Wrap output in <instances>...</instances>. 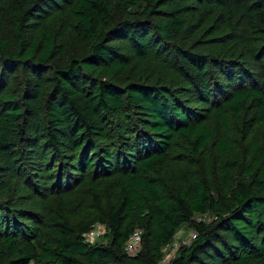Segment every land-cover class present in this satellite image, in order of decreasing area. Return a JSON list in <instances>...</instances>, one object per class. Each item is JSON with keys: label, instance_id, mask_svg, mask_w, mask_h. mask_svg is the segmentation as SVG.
Returning a JSON list of instances; mask_svg holds the SVG:
<instances>
[{"label": "trees", "instance_id": "obj_1", "mask_svg": "<svg viewBox=\"0 0 264 264\" xmlns=\"http://www.w3.org/2000/svg\"><path fill=\"white\" fill-rule=\"evenodd\" d=\"M195 8V19L215 8L245 30L264 24V0H0V264H264V142L250 128L238 147L228 136L251 103L264 119V41L251 47L255 84L210 104L216 126L190 120L156 81L118 82L129 58L114 40L142 60L150 37L208 96L210 56L179 43ZM131 108L146 115L144 138L107 126ZM21 190L37 213L12 206ZM181 225L194 235L162 263Z\"/></svg>", "mask_w": 264, "mask_h": 264}, {"label": "rangeland", "instance_id": "obj_2", "mask_svg": "<svg viewBox=\"0 0 264 264\" xmlns=\"http://www.w3.org/2000/svg\"><path fill=\"white\" fill-rule=\"evenodd\" d=\"M201 4L202 2H200ZM197 9L199 8L188 12L180 33L179 43L185 48L199 50L210 56L211 73H209L208 81L211 89L208 96L204 97L205 93L196 92V87L179 65L172 50L150 37H146L149 50L147 56L142 60L130 57L129 47L124 38L118 37L114 40V43L120 50L125 51L129 58L127 70L118 77V82L123 84L126 81L137 79L146 83L156 81L166 88L169 96L179 104L190 120L201 118L216 126V119L214 112L210 109V104L217 103V100L223 98L230 89L252 85L256 82L255 60L250 53L254 44L264 41V24L252 30H245L244 27H241V23L238 24L236 20L228 19L224 13H218L215 8L210 10L209 14L195 19L193 17L197 15ZM55 15L53 13L48 20V24L52 27L58 23ZM255 112L256 108L251 103L246 106L243 112L234 114L236 116L231 115L232 123L228 130V136L233 139V144L236 147L243 143L241 140L242 131L248 132L249 128L251 136L255 140L259 143L264 142V119L255 122ZM145 117L146 115L137 108L120 110L109 115L107 126L111 132L115 133L114 130L120 132L122 122H127L129 126H137L140 129L137 131V135L144 138L147 134ZM118 151L119 154L123 153L122 150ZM210 154V151H207L206 155H201V159L210 156ZM29 171L30 167L23 172L26 179L25 185L31 188L33 195H40L35 188L37 186H33L27 178ZM53 172H50L51 177H53ZM19 193L22 194H15L12 202V206L17 212L26 208L35 210L34 213L40 210L38 202L30 196L32 194H25L24 190ZM51 204L55 205L56 203L52 201ZM19 218L21 219L20 216ZM190 233L191 229L185 225H181L177 229L172 240L164 247L162 263L172 255L179 243L189 238Z\"/></svg>", "mask_w": 264, "mask_h": 264}, {"label": "built area", "instance_id": "obj_3", "mask_svg": "<svg viewBox=\"0 0 264 264\" xmlns=\"http://www.w3.org/2000/svg\"><path fill=\"white\" fill-rule=\"evenodd\" d=\"M99 226L100 225L96 223L92 229H90L87 233H85V239L91 240L94 237H96L100 233ZM193 235H194V232L191 231L189 237H192ZM139 239H140V230L136 228L128 235V237L126 238L124 242L125 251H127L128 253H133L139 246ZM185 241L186 240H183L182 242H185Z\"/></svg>", "mask_w": 264, "mask_h": 264}]
</instances>
